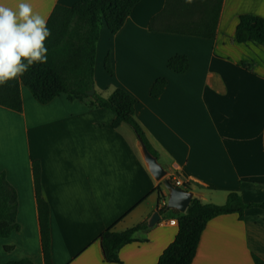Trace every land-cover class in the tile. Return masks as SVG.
<instances>
[{
    "label": "crops",
    "instance_id": "1",
    "mask_svg": "<svg viewBox=\"0 0 264 264\" xmlns=\"http://www.w3.org/2000/svg\"><path fill=\"white\" fill-rule=\"evenodd\" d=\"M76 1L0 0V5L18 11L25 2L47 20L56 4ZM165 3L140 0L117 33L101 28L95 91L107 97L121 87L136 98L135 117L167 177H180L193 197L223 204L237 192L247 203L262 202L264 47L237 42L235 31L242 14L264 17V0H223L213 39L151 30V18ZM176 54L189 58L185 73L167 66ZM107 56L112 73L105 67ZM157 78L168 83L154 99L150 88ZM21 96V112L0 105V172L17 191L21 226L0 238V261L45 264L33 174V162L39 161L53 264H116L105 260L101 234L144 221L148 227L120 249L119 264H157L179 230L166 221L182 212L165 206L167 190L149 171L134 130L126 123L114 128L111 110L71 101L64 93L43 104L22 84ZM157 209L161 218L149 226ZM254 255L264 260L259 207L246 209L243 219L237 213L210 219L192 264H255Z\"/></svg>",
    "mask_w": 264,
    "mask_h": 264
},
{
    "label": "trees",
    "instance_id": "2",
    "mask_svg": "<svg viewBox=\"0 0 264 264\" xmlns=\"http://www.w3.org/2000/svg\"><path fill=\"white\" fill-rule=\"evenodd\" d=\"M140 0H78L73 5L56 4L47 19L51 35L46 39L47 62L35 64L18 79L0 85V105L23 111L21 85H25L40 103L51 102L55 97L66 94L68 99L87 102L90 107H101L114 114L112 126L128 124L137 137L144 141L148 149L158 157V152L148 140L143 128L135 117L137 100L127 90L115 88L105 97L95 91L94 73L97 42L100 31L105 25L112 34L117 33L133 8ZM223 0H166L161 12L150 20L149 28L156 31L172 32L182 35L199 36L213 39L217 35ZM235 40L239 43L253 42L264 47V17L254 14H242L236 26ZM168 68L185 73L189 68V58L176 54L167 62ZM109 73L112 68L109 56L105 59ZM167 79L157 78L150 88V95L157 99L167 86ZM35 193L38 205V218L41 232L42 252L45 264H53L51 251L50 207L42 196L41 167L39 161L33 162ZM169 180L173 183L172 178ZM190 188L187 184H184ZM162 199L161 186L158 187ZM166 206V205H165ZM259 207L264 210V201L247 203L237 192H231L225 203H204L193 197L186 212L179 214L178 233L163 251L157 264H192L197 247L207 222L218 215L237 213L240 219L246 209ZM18 197L14 186L8 181L5 172H0V238L9 237L20 229L17 220ZM148 227L141 222L123 231L106 229L101 234V247L105 260L122 263L119 251L131 243L134 234ZM7 251L12 246H5ZM255 264H264V260L254 255ZM0 264H34L29 258L0 261Z\"/></svg>",
    "mask_w": 264,
    "mask_h": 264
},
{
    "label": "clouds",
    "instance_id": "3",
    "mask_svg": "<svg viewBox=\"0 0 264 264\" xmlns=\"http://www.w3.org/2000/svg\"><path fill=\"white\" fill-rule=\"evenodd\" d=\"M50 35L46 18L34 13L30 4L19 3L18 11L0 5V85L46 63L45 41Z\"/></svg>",
    "mask_w": 264,
    "mask_h": 264
},
{
    "label": "water",
    "instance_id": "4",
    "mask_svg": "<svg viewBox=\"0 0 264 264\" xmlns=\"http://www.w3.org/2000/svg\"><path fill=\"white\" fill-rule=\"evenodd\" d=\"M95 93V87H92L88 92L89 95ZM138 146L141 155L151 172L153 178L162 183L167 190V202L166 207L168 209H177L182 213H185L193 197V192L185 189L184 187L177 186L173 184L167 177V170L159 161L158 157L154 155L146 146L143 140H138ZM160 212L157 209L151 216L149 220V226H154L160 220Z\"/></svg>",
    "mask_w": 264,
    "mask_h": 264
},
{
    "label": "built area",
    "instance_id": "5",
    "mask_svg": "<svg viewBox=\"0 0 264 264\" xmlns=\"http://www.w3.org/2000/svg\"><path fill=\"white\" fill-rule=\"evenodd\" d=\"M173 181H174L175 185L180 186V187H184L185 183L180 177H176ZM166 223L170 224V225H174V226H179L178 218H171L168 220V222L166 221Z\"/></svg>",
    "mask_w": 264,
    "mask_h": 264
},
{
    "label": "rangeland",
    "instance_id": "6",
    "mask_svg": "<svg viewBox=\"0 0 264 264\" xmlns=\"http://www.w3.org/2000/svg\"><path fill=\"white\" fill-rule=\"evenodd\" d=\"M103 26H105V25H103ZM162 187L165 188V187L163 186V184H162ZM165 189H166V188H165Z\"/></svg>",
    "mask_w": 264,
    "mask_h": 264
}]
</instances>
